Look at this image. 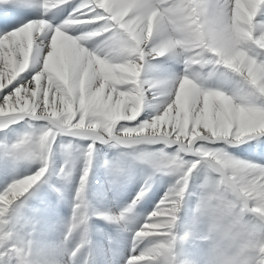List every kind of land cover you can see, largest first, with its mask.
Instances as JSON below:
<instances>
[{
	"label": "clouds",
	"instance_id": "9594fccd",
	"mask_svg": "<svg viewBox=\"0 0 264 264\" xmlns=\"http://www.w3.org/2000/svg\"><path fill=\"white\" fill-rule=\"evenodd\" d=\"M20 5L21 0H0L3 11ZM156 7L140 5L128 18H137L141 39V30ZM25 10L43 12L39 7ZM99 15L104 17V11ZM70 17L71 12L61 24L86 26L81 35L91 37L86 41L90 51L113 62L139 64L137 41L125 31L108 29L107 21ZM143 52L146 64L167 57L183 65L181 74L147 79L157 85V91H178L180 85L189 83L196 92L222 95L264 121V79L255 85L244 75L257 61L264 65V0H249L242 19L236 0H172L162 6L154 37ZM52 123L68 130L60 122ZM53 135L49 130L25 139L13 150L17 160L40 163L41 167L0 193V264H68L63 242L46 240L42 220L21 211L25 198L48 172ZM261 138L264 131L245 138L237 135L217 147L190 139L187 143L165 140L164 145L175 146L174 152L161 150L143 157L156 172L175 181L157 208L132 229V250L125 264H264V163L233 152L254 140L259 144ZM145 139L148 137H134L123 143ZM77 199L65 241L87 219L79 193ZM131 212L130 208L107 218L126 221ZM83 247L79 244L76 252Z\"/></svg>",
	"mask_w": 264,
	"mask_h": 264
},
{
	"label": "rangeland",
	"instance_id": "374dc122",
	"mask_svg": "<svg viewBox=\"0 0 264 264\" xmlns=\"http://www.w3.org/2000/svg\"><path fill=\"white\" fill-rule=\"evenodd\" d=\"M41 2H45V4L47 3L46 6L48 5L45 12L48 14L46 22L49 26H47L49 28L51 27V25L52 27L54 26L56 35L64 34L63 36L68 37L73 34L72 37L74 38V40L77 43H81V45L82 42L91 39V37H84L81 35L86 26L79 27L75 24H66L67 26L64 27L62 26L63 24H61V21H63L65 17L68 16L65 15L66 12L67 14L69 12H73L74 10L76 12H79L80 8L83 6L85 12H87V20H89L90 22H95L98 20L101 22L107 21L108 29L118 27L121 30L125 31L130 39L137 41V52L141 55L139 64H128L113 62L109 59L102 58L96 53L97 56L103 61V72L106 75L109 74L110 77H112L111 82H113L115 87L117 88L116 93L118 95L128 93L125 97H122L123 100H121V103L107 104L104 103L101 99L97 102H93L95 100L91 101V84H89V79L86 78L87 74L82 75L83 80L80 82V76L76 74L75 71L71 68L67 69L66 66H63L62 70L56 71L51 56H49V62H47L46 64L47 68L36 71L39 67L30 64L32 63V61H26L25 66L21 67L22 70L20 68L17 71L12 69L11 72H9V77L7 78V80L2 81L3 85L1 86L6 85V87L4 88H7L8 86L10 87L12 83L17 82L18 79L21 78V81L25 79L24 77L26 74V76L34 75V79H28L29 83L36 85L38 81L47 82L50 89L52 87L53 93L56 96H59L60 99H62L66 103L65 107L61 108L60 106H57L56 103L49 102L47 98H41L38 101L33 100L34 102H31L29 104H25L23 102L24 99H22V101L16 102L14 105H8L10 113L18 112L19 114H31L32 112H40L48 115L46 117H42L41 114H32L35 116L27 115L24 118L20 119L18 122H10L8 119L0 121V193L5 191L14 181L22 179L29 175H33L41 167L40 163L17 160L13 154L15 146L23 142L25 139L38 137L49 130L54 133V135L51 137L52 144L51 153L48 160V172L35 186L32 192L25 198L23 208L21 209L22 212L26 213L31 218H35L34 212L37 213L36 210L40 211V214H44V212H47L50 224L51 221L52 224H54L51 226L50 224L47 226L43 224L42 231L45 239L49 240L52 238L53 234L57 235L58 228L65 231L66 228L64 227L68 222V216L62 215L61 217L59 213L55 214V216H60L58 218L60 220L55 219L56 217L53 218L52 213H55L57 204H55L54 206L48 198L49 182L60 190V194L62 195L65 204L67 203L68 208L74 206L72 200H75V197H78V193L83 198L86 193L84 185L86 183H89V195L93 199V203L96 205V207L93 206L94 210L95 208L98 209L100 207V210H103L106 213H97L99 216H101V218L103 217L102 219L100 218V220L104 222L108 221L112 224V226L114 224V226L116 227L115 222L117 221L113 222L107 218L109 217V215H112V209L114 208L116 214L118 215L120 208L125 210L130 209L128 205L129 201L127 202L126 200L129 197L130 191L136 189L140 185H143L141 183L146 181V186H144L145 188L143 187L144 189L142 190L144 195H140L136 200L137 204L139 205L138 210H132L128 220L118 222L119 229H121L120 227H122L123 229H127L129 233H131L132 229L134 227H137L139 223L143 222L146 215H149L157 208L161 200L169 191L171 185L174 183L175 178L156 172L143 157L154 154L161 150L166 152L175 151V146H166L163 144L165 140H179L176 139L174 135H172L173 133L179 132V130L177 128H175V130L173 122L167 120V117L169 116L168 112L171 108L178 109L180 115H184V118L186 120L184 121V124L186 125L184 127L185 131L182 134L183 139L181 137L180 140L185 143H187L190 139L193 142H200L211 147H217L220 146L225 139H232L237 135L240 138H245L257 135L260 132L264 131V121H262L258 116L250 113L246 108L234 105L230 99L222 95L215 94L214 92L201 91L197 93L194 87L189 83L180 85L178 91L175 89H171V96L167 102H152L154 100V97H159V95H156L155 93L159 91L156 90L157 85L149 84L147 79L168 76L167 72L165 74L166 69L163 68V66L165 67V65L167 67V62L173 67L176 66L175 72L177 74H181L183 72L182 64H177L175 61L166 59L165 57H158L150 64H146L144 62L143 48L154 37L156 21L157 18H159V13L162 11V6L170 4L172 0H133L131 2L133 6L131 5V14L129 15V17L132 16L133 12H135L133 8H138V6L140 5L159 6L154 9L153 15L149 19L147 26L141 30L143 32L142 39L137 33V25L135 24L137 18L133 17L132 20L129 21L132 23L126 24L123 20V18L126 19V15L118 13V9L116 10V14H114L115 12H110L109 4H107L108 0H41ZM248 6L249 0H236L237 11L241 19L244 17V15L247 14ZM39 8H41V6H39ZM59 8H62L63 10L60 11ZM76 8L79 9L76 10ZM101 10H103L105 13V16L102 18L99 15ZM155 16H157V18L153 19ZM152 19L153 22L151 21ZM53 21L55 23H53ZM26 25L28 24L24 21V23L19 24L16 27L12 26L9 30V32H16L19 30L24 31L23 35L17 34V40L19 45L25 44V49L27 44L29 43V41H27V37L28 35H31L32 31V27L27 28ZM25 27L27 31L24 29ZM7 44V46H9L11 50H13H7L9 56L12 58L16 52H21L24 49L19 46H16L15 48L14 43ZM85 44L86 42L82 46L87 48V44ZM2 50L3 48H0V52H3ZM93 53L95 54V52ZM30 60L31 58H29V61ZM124 64H128L129 66L132 64L131 66L133 69L128 72L123 68ZM141 65H143V67H141ZM177 67L179 68V70H177ZM244 75L247 76L248 79L255 85H259L261 83V80L264 79V65H261V63L257 61L256 64H253L251 67H248L246 69ZM25 81L27 80L25 79ZM76 85L80 86V90L78 93L81 94L84 99V101H82V103L80 104L70 103L66 101L70 100L72 96H75L79 99L80 95L76 96ZM190 92L198 94L197 99L199 98L200 100L199 110L200 112H205V115H207L206 119L193 120V111L191 110L192 107L189 100L190 96H193V94H190ZM172 95L175 97H173ZM227 100L228 102H232V104H229ZM9 101L10 100H8V102ZM181 102H185L186 106L184 105L182 107ZM51 104L52 109L49 108ZM212 107L218 111H223L222 116L225 123H223L222 126L220 125V121L216 119L215 113L213 114V112L211 111ZM59 109L60 111H58ZM3 117L7 116H4L1 111L0 118ZM51 120L53 122H60L68 130L58 129ZM165 125L166 128L164 127ZM93 126H99V128H102L104 132L91 131ZM151 127H154L155 129L151 132H156V130L158 131L151 134L149 132L151 129H153ZM194 128L202 129L205 132L210 131L212 135L210 136V134H206V136L205 134L197 133ZM134 137H148V139L142 140V143H123L125 139L131 140ZM118 138L121 139V142H119ZM233 152L241 158L251 159L260 163H264V138H261V143L259 144L254 140L237 148H234ZM59 154L61 155V157ZM58 155L60 157V160L56 158ZM102 169L107 173V176H109V187L107 186L105 178H102ZM86 170L88 173L87 177H85ZM82 179L83 190L81 191ZM155 190L158 191V195L154 194V192H156ZM135 191L136 190L132 191L133 195L135 194ZM152 193L157 198L151 201L150 197ZM114 198L118 199H116L117 206L115 205L114 200H111ZM105 200L107 204H105ZM153 201L155 203L157 202V205L154 208L153 206L155 203ZM37 202H43V204L39 205ZM45 216L47 215L45 214ZM104 216L106 219H104ZM95 219L99 218L97 217ZM104 222H102V224L100 225H98V223H95V225H98L99 229H101L103 225L104 229H106L103 224ZM95 228L97 227H92L91 231ZM52 229H54L56 232H54V230ZM83 229H85V231H83ZM102 230L103 229H101V231ZM79 231L81 232L79 233ZM119 231L127 232L126 230ZM47 232L49 234H47ZM79 234L80 236H82L81 241L84 246H90L88 242L89 234L87 232V228L83 226V228L76 231V233L73 235L76 237L75 241H78L80 239ZM127 236L129 237L130 235ZM130 243L131 241L127 244L128 246H126V248L122 247L119 252H117L116 250L111 251L110 249H108L110 256L113 259L122 262L123 257H126L129 254V246H131ZM93 248L95 252H98V235H94ZM125 249H127L126 252H124ZM115 252L116 254H114ZM84 255L86 254L84 253ZM99 260L101 259L99 258ZM80 262V258L68 260V264H76Z\"/></svg>",
	"mask_w": 264,
	"mask_h": 264
},
{
	"label": "bare ground",
	"instance_id": "6f19581e",
	"mask_svg": "<svg viewBox=\"0 0 264 264\" xmlns=\"http://www.w3.org/2000/svg\"><path fill=\"white\" fill-rule=\"evenodd\" d=\"M44 1H46V0H44ZM132 1L133 0H108V3L107 4H109V8H110V12L111 13L112 12H115L114 14H116V10L118 9V11H117L118 13H121L122 15H126V19H124L122 17L123 20L126 22V24H131L132 22H129V20L127 21V19L129 18V15L131 14V5H132L131 2ZM21 4L25 8H29V9L34 8V7L41 6V9L43 10V12L41 13V12H35V11H28L29 16H28L27 19H25V22L28 24V25H26L27 28L28 27L29 28L32 27V31L30 29L31 35H28V37L26 36L27 37V41H29V43L26 46V49H25V44L24 45H19L18 44V40H17V34L18 35H23V32L24 31L19 30V31H16V32L15 31L14 32L13 31L12 32H9V30H10L11 27H9V28H0V48H3V50H2L3 52H0V80H1V82H0V87H1L0 88V112L2 111V113L4 114V116H7V117L8 116H16L17 117L14 120H9L10 122L11 121H17L18 122L20 119L24 118L27 115L28 116H35V115H32V114H41L42 117H46L48 115V114L40 113V112H32L31 114H28V113L19 114L18 112H11L10 113L9 112V109H8V105L9 104L10 105H14L16 102L22 101V99H24L23 102L25 104L26 103L29 104L31 102L33 103L34 102L33 100H37L38 101L41 98H47L49 100V102L56 103L57 106H60L61 108L65 107V104L66 103L62 99H60L59 96H56L53 93L52 87L50 89V87L48 86L47 82L38 81L36 85H33L32 83H29V80L28 79H34V75H30V76L28 75V76H26L27 75L26 74L24 78L27 81H25V79H23L21 81V78H20V79H18L17 82L12 83L10 85V87L8 85H7L8 86L7 88H4V87H6V85L5 86H1V85H3V82L2 81L3 80H7V78L9 77V72H11L12 69H14L16 71L19 70V68L21 69V67H24L25 66L26 61H28V62H31L32 61V63H30V64H32L33 66L36 65L37 67H39V68H37L36 71H40V69L47 68V65L46 64H47V62H49V58H50L49 56L52 57V61L54 63V67H55V70L56 71L62 70V67L63 66H66L67 69L71 68L72 70L75 71L76 74H78L80 76V82L83 80V76L82 75L83 74H85V75L87 74V77L86 78L89 79V82H90L89 84H91V86H90L91 87V89H90L91 90V101L95 100L93 102H97L98 100L101 99V100H103L104 103H107V104H109V103H121V100H123L122 97H125L128 93L123 94V95L122 94H119L118 95L116 93V89L117 88L115 87L114 83L111 82V80H112L111 78L112 77H110L109 74L106 75L103 72L104 71V65L102 63L103 61L97 56L96 53L94 54L93 52H91L90 49H88V47L86 48V47H83L82 46L86 41L85 42H82V45H81V43H77L74 40V38L72 37V35H73L72 33H71L72 35L69 34L70 36H68V37L63 36L64 34L63 35H56L55 27L54 26L52 27V25H51V27L49 28L48 27L49 25L46 22L47 21V18H48V14L45 13L46 12V7L48 6V5L46 6L47 3L45 4V2H41V0H21ZM59 4H62V3H59ZM56 6H58V5H56ZM136 8H133V10L136 11ZM78 9L76 8V10H78ZM47 10H48V8H47ZM52 10H53V8H52ZM59 10L62 11L63 9L62 8H59ZM74 11L71 12L70 19H72V20H76L77 19V20H81V21L90 22L86 18L87 12H85L83 6L80 8L79 12H76V11L74 12ZM43 13L46 16L45 18H43ZM65 15H68L67 12L65 13ZM155 18H157V16H155L153 19H155ZM49 19H50V17H49ZM153 19L151 20L152 22H153ZM53 23H55V22L53 21ZM67 25L66 24H63L62 26L66 27ZM69 25H71V24H69ZM26 27L24 29L27 31ZM60 31H61V29H60ZM7 43H14L15 48H16V46H19V47H22L24 49L21 52H16L14 54L13 58H12L8 54V51L7 50H11V49H10L9 46H7L8 45ZM11 51H13V50H11ZM29 58H31L30 61H29ZM165 58L168 59L167 57H165ZM128 64H124L123 65V68L125 70H127L128 72H130L131 69H133V68L131 66L132 64L130 66ZM174 64H176V63H174ZM251 66L252 65H250L249 67H251ZM136 68H137V66H136ZM163 68L166 69L165 74L167 72L168 73L167 74L168 76L169 75H172V74H177L175 72L176 66L173 67L172 65H169L168 62H167V67L165 65V67L163 66ZM67 69H65V70H67ZM177 70H179V68ZM18 73H19V71H18ZM160 73H162V72H160ZM47 74H49V73H47ZM18 77H19V75H18ZM35 77H36V75H35ZM19 81H21V82H19ZM83 82H85V81H83ZM76 87H77L76 88V90H77L76 91V96L77 95H80L79 96V99L77 97H75V96H72L70 100H66L67 102L80 104V103H82V101H84L82 95L78 93L79 90H80V88H79L80 86H77L76 85ZM13 89L16 90V91H14ZM101 90H103V91H101ZM45 92H46V95H45ZM171 92H172L171 89H169L167 91L155 92L156 95H159V97L158 96H156V98L154 97V100L152 102H157V101H158L157 103L167 102L168 99L171 96ZM197 93L194 94L193 92H190V94H193V96H190V99H189L190 100V105L192 107V109L191 108L190 109L193 111V113H192L193 117L192 118H193V120L206 119V116L207 115H205V112H200V110H199V108H200L199 107L200 100H199V98L197 99V95H198ZM173 97H175V96H173ZM8 100H10V101L8 102ZM148 101H150V100H148ZM227 102H228V100H227ZM228 103L229 104H232V102H228ZM181 104H182V107H183L185 105V102H181ZM231 106H233V105H231ZM24 107H25V105H24ZM67 107H68V105H67ZM228 107H229V105H228ZM49 108L52 109V104L49 106ZM58 111H60V109ZM211 111L213 112V114L215 113L216 119L218 121H220V125L222 126L223 123H225L224 122V118L222 116L223 111L222 112L221 111H218V110H216L213 107L211 108ZM168 113H169L168 114L169 116L168 117L166 116L167 117V120L172 121L173 122V125H174V129L177 128L179 130V132H176V133L171 132V133H173L172 135H174V137L176 139H179L180 140L181 137H182L183 132L185 131L184 127L186 125V124H184V121H186L185 118H184V115H182V114L180 115V113L178 112V109H175V108H171ZM152 125H154V124H152ZM164 127L166 128V125ZM151 128H153V129H151L149 131L151 134L152 133H156L158 131V130H156V132H151V131H154L155 130L154 127H151ZM192 128H193V126H192ZM195 130L197 131V133H200V134H205V135L206 134H210V136L212 135L210 133V131H206L205 132V131H203L202 129H199V128L198 129H195ZM165 132H166V129H165ZM182 139H183V137H182ZM102 178H105V177H103V175H102ZM155 191L156 192H154V194L158 195V191L157 190H155ZM156 198L157 197H155L153 195V193H152L151 194V197H150L151 201L154 200V199H156ZM104 202H106V200ZM105 204H107V202ZM113 209L111 211L112 212V215H109V216H117L118 215V214H116L115 209L114 210ZM94 212L95 213H103V214H106L103 210H100L99 211L97 208H95ZM111 221L114 222L115 220H111ZM102 222H104V221H102L100 219H95V223H98V225L102 224ZM101 229H103V230L101 231ZM101 229L95 228L92 231L89 230V229H87V232H88L89 235H95V236L98 235V244H99L98 252H95L94 248L91 247V246H84L79 252H76L77 246L82 243V241H81L82 240V236H80V234H79L80 241H78L79 242L78 244H77V242H75V243H73V242L66 243L65 240H64V236H63V234L65 235L66 229H65V231H63V230H61V229L58 228L57 229V231H58L57 232V235L53 234L52 238L49 239V241H54V242H57V243L63 242V253L65 255L64 258L67 261L68 260L75 259V258H80L81 259V262L80 263H76V264H86V263L87 264H92L95 260H99V258L102 261L101 264H123L124 261H125V258L128 255L126 257H123V261L121 262V261H118V260L113 259L110 256V254L108 252V249H110L111 251H115L116 250L117 252H119V250L122 247L123 248H126V246H128L127 244L130 242V237L129 238L127 237L128 233L127 232H123V231L121 232V231L117 230L116 228H114L112 230V232H110L107 228L104 229L103 225H102V228ZM52 230H54V229H52ZM81 231H79V233ZM83 231H85V229H83ZM54 232H56V231L54 230ZM47 234H49V233H47ZM62 236H63V239H62ZM115 241H116V243H115ZM73 248H74V252H76L75 256H73L71 254V251L73 250ZM126 250L127 249H125L124 252H126ZM84 253L86 255H84ZM114 254H116V252ZM82 255H84V256H82ZM88 255H89V258H88V261H86V257Z\"/></svg>",
	"mask_w": 264,
	"mask_h": 264
},
{
	"label": "snow or ice",
	"instance_id": "6c2138e0",
	"mask_svg": "<svg viewBox=\"0 0 264 264\" xmlns=\"http://www.w3.org/2000/svg\"><path fill=\"white\" fill-rule=\"evenodd\" d=\"M29 16L28 11L25 10L24 6L21 4L17 8L9 9L7 11L0 10V28H9L24 23L25 19ZM16 116H8L0 118V121L5 119L14 120ZM91 131L101 132L102 128L99 126H93ZM104 132V131H103ZM35 180H38L39 177H34Z\"/></svg>",
	"mask_w": 264,
	"mask_h": 264
}]
</instances>
